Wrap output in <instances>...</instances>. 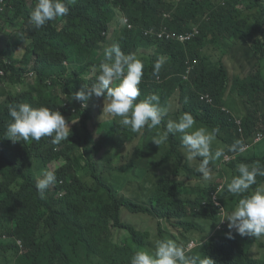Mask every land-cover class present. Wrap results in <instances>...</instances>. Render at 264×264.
Masks as SVG:
<instances>
[{
	"label": "trees",
	"instance_id": "16d2710c",
	"mask_svg": "<svg viewBox=\"0 0 264 264\" xmlns=\"http://www.w3.org/2000/svg\"><path fill=\"white\" fill-rule=\"evenodd\" d=\"M0 1L4 6V10H0L1 29L6 32L19 21L17 40L10 38L6 44L13 51L21 48L19 57H11L14 71L20 76L12 77V83H30L19 98L33 107L66 111L63 94L82 84L91 87L103 61L104 49L119 43L125 54L140 55L145 61L138 100L156 93L161 105L166 107L178 99L181 108L193 115L197 126L219 127L218 137L224 139L237 130V125L221 109L222 94L228 83L233 88L251 85L242 95L244 125L254 120L256 132L264 120V74L261 71L264 56L255 50L252 67L257 66L258 70L232 79L220 66L222 56L228 54L226 51L232 45V36L238 31L255 30L252 25L264 21V9L252 10L257 4L254 0H74L68 4L69 15L49 21L47 30L37 29L29 22L26 11L30 14L34 0ZM165 15L176 20L168 25L169 30L189 31L197 25L201 33L185 45L171 39L154 42L155 34L148 35L145 31L151 28L157 31L167 24L170 16ZM126 17L133 24L131 28L123 21ZM210 43L224 46L219 58L211 55ZM147 48L153 50L149 57L144 53ZM195 58L198 63L193 71L191 60ZM157 59H164L159 77L152 75ZM27 68L35 71L31 81L26 77ZM89 72L91 77L87 80L84 76ZM2 82L0 76V94ZM202 93L214 97V103L201 101ZM9 104L13 103L7 100L0 104V251L6 252L5 257L14 260V264H130L134 252L148 249L150 226L132 220L131 215L146 211L152 182L157 179L151 171H158L173 159L176 169L161 171L160 178L177 177L182 169L188 179H193L197 173L184 162L179 134L170 135L167 144L159 147L149 143L153 136L150 131L140 135L138 145L125 151L123 148L131 144L138 133L120 127L115 119L98 122L95 113L99 108L88 106L89 112L78 109L80 114L73 112L72 115L79 117V125L85 133L86 126L93 131L92 125H98L103 136L98 143L87 140L81 152L76 143L69 142L71 138L59 144H53L50 137L41 138L39 142L13 143L5 135L11 120ZM178 112L170 110L164 123L180 116ZM253 131H245L249 143L253 142ZM234 141L228 140L230 144ZM92 147L104 154L101 162L87 151ZM152 153L155 154L151 156ZM240 155L239 160L246 164L258 161L264 166V142L252 144ZM53 160H63L57 182L64 180L59 187H64L66 194L56 197V191H50L41 199L35 187V172ZM93 184L101 187L104 202L89 197ZM258 187H264V177H257L252 189ZM183 188L189 193L198 191L196 185L183 184ZM170 194L171 187L163 186L157 194L154 191L151 202L156 197L164 204ZM124 208L131 214L124 210L125 220L121 215ZM41 211L47 214L42 220ZM88 220L100 226H91ZM116 225H120L118 243L113 232ZM124 230L130 233V238L123 240ZM65 232L74 235L61 242L54 257L47 260L50 243ZM160 233L163 237L177 238L169 230ZM17 239L23 242V247ZM254 239L241 240L234 252L235 260L227 264H245L246 259L247 264H264V238ZM202 248L197 249L217 260L216 251ZM255 257L258 259H248Z\"/></svg>",
	"mask_w": 264,
	"mask_h": 264
},
{
	"label": "clouds",
	"instance_id": "9594fccd",
	"mask_svg": "<svg viewBox=\"0 0 264 264\" xmlns=\"http://www.w3.org/2000/svg\"><path fill=\"white\" fill-rule=\"evenodd\" d=\"M254 1L257 4L253 7V12L264 9V0ZM73 2L74 0H34L32 6L28 3L30 14L29 11H26V15L35 28L47 30L49 21L69 15L68 4ZM180 9L181 7L179 15ZM0 10H4L1 1ZM165 16H170L167 24L162 25L157 31L153 28L145 31V34L148 35L155 34L154 42L171 39L185 45L186 42L192 41L201 33L197 25L189 31H182L179 28L169 30L168 25L176 20L171 15ZM123 21L128 24L129 28L133 26L127 17ZM18 22L13 28H7L5 32L1 29L3 22L0 19V62H2L0 63V76L3 78L0 104L7 100L13 103L7 105L8 115L11 118L5 132L8 139L13 143L39 142L41 138L50 137L53 144H59L71 138L69 142L76 143L81 152L86 146L87 140L98 143L103 135L98 129L91 131L90 126H86L85 133L79 125L81 120L79 117H74L72 113L80 114L78 109L84 111L88 110V106H92L93 109L99 108L103 117L102 122H113L112 119H115L120 127L138 133V137L155 129L156 132L151 141L159 147L167 144L170 135L179 134L180 152L184 157V162L188 168L197 172L194 178L200 177L204 181V183L181 182L176 179L178 176L153 180L146 211L135 213L142 215L137 220L140 221V224H149L150 226V247L134 252L130 257V264H227L235 260L234 252L241 240L250 241L255 240L254 238H264V187L252 189V186L257 184V177H264V166L258 161L246 164L239 160L240 154L245 153L252 144L264 142V120L256 132L254 120L248 126H245L243 122L245 109L242 95L251 85L233 88L228 83L226 91L222 94L221 109L229 115L232 123L237 125V130L231 131L224 139L218 137L219 127L197 126L193 115L181 107V109L178 108L179 112L177 113L180 116L176 119H167L164 123L170 110H168V106L161 105L160 98L156 93L143 99H137L141 95L140 84L144 75L145 61L134 53L125 54L119 43H113L104 49L103 61L99 65L98 75L91 87L88 84H82L76 90L63 94V106L66 111L59 112L45 106L33 107L29 103L20 101L19 98V95L29 87L30 83L27 84L25 81L24 83H12V77L20 76L14 71L11 57H19L18 53L21 48L13 51L7 48L6 44L10 38L14 41L17 40L19 36ZM249 31H238L234 34L232 45L226 51L228 54L225 53L222 56L220 66L226 70L229 79L240 74L245 76L251 70H258L257 66L252 67V56L255 50L259 55L264 56V30L256 33L252 39L243 40L252 36ZM151 52L153 50L147 48L144 53L149 57ZM222 52H224V46L221 44L220 50L211 55L217 59ZM163 60L157 59L154 63L153 76L159 77ZM197 63V58L191 60L193 71ZM261 71L264 74V64L261 65ZM25 72H27L26 77H30V81L34 79L35 71L33 69L27 68ZM84 77L88 80L91 77L90 72ZM230 96H233L237 102L235 107H230L227 104ZM199 99L211 104L215 101L214 97L208 93H202ZM162 123L163 130H160ZM75 125H78L76 129ZM251 130H254L253 142L249 143L245 137V131ZM96 135H99L98 140H96ZM228 140L236 141L230 144ZM87 151L95 160L102 161L101 157L104 154L97 147H92ZM86 157L87 154H85ZM83 163H86V159ZM62 164L63 160L50 161L44 166L48 167V170L42 171L39 177H35V187L41 199L46 197L50 191H56V197L66 194V189L59 187L64 183V180L60 179L57 182V172L63 166ZM182 171L184 170L182 169ZM183 184L196 185L198 191L189 193L184 190ZM166 185L171 187V194L165 203L158 202L156 197L152 203L154 191L156 190L157 194ZM122 193L125 192L122 191ZM91 195H89L90 198L105 201L102 198L101 187L97 184H93ZM226 208L232 210L224 212ZM124 210L126 213H130L127 208H124L121 215L124 216ZM170 210L173 211V214L170 213ZM46 216L44 211L40 212L41 220ZM88 221L91 226H100ZM199 222H207L208 228L205 236H201L198 242L197 234L201 231ZM209 228L212 231L210 235H208ZM161 230H169L177 238L163 237L160 233ZM113 232L116 237L115 241L118 243L120 225H116ZM72 235L74 234L65 232L52 241L47 260L54 257L58 245L61 242L63 244ZM128 238L130 237H126L124 234L123 240ZM17 243L23 247L21 240L17 239ZM201 247L216 251L217 260L214 256L208 257L207 254H203V250L197 249ZM254 253L258 256L257 251ZM5 254L6 252L0 251V264H14V260L7 259ZM248 259L257 260L258 257ZM247 262L246 259L244 263L247 264Z\"/></svg>",
	"mask_w": 264,
	"mask_h": 264
},
{
	"label": "rangeland",
	"instance_id": "374dc122",
	"mask_svg": "<svg viewBox=\"0 0 264 264\" xmlns=\"http://www.w3.org/2000/svg\"><path fill=\"white\" fill-rule=\"evenodd\" d=\"M253 27L255 28V30H252L250 29L249 33H252V36L250 37H246L245 41L248 40V38L252 39L254 37V35L258 32H260L261 30H264V22H260V23H254L253 24ZM221 48V44H217V45H210V49L213 53H216L217 51H219ZM20 53V52H19ZM19 53H18V56H19ZM138 58L142 59L140 57V55L138 56ZM247 68V67H246ZM104 101V99H103ZM227 104L230 106V107H235L237 102L235 100V98L233 96H230L228 101H227ZM182 105H180L178 103V99L174 102V104L168 106V110H178V108H180ZM100 111L99 112H96L95 113V120H97L98 122H102L103 121V117L100 115ZM180 114H182L180 112ZM93 129H97L98 125H92ZM160 130H163V123L162 125L160 126ZM155 132L156 130H152V133L153 135H155ZM99 139V135H96V140ZM140 143V140H139V137L137 136L135 138V140L129 144L128 146H125L123 148V150L125 151H128L129 149L133 148L134 146L138 145ZM149 143H152V141L150 140ZM155 153H152L151 156H153ZM100 155H101V152H100ZM192 164V163H191ZM193 165V164H192ZM33 166H36V163L33 164ZM176 166H177V163L172 159L170 160L169 162H167L163 168H160L158 171L156 170H152L151 173L157 178L159 179L161 176H162V172L161 171H174L176 169ZM44 170H48V167H39L36 172H35V175H36V178L40 176L41 172L44 171ZM177 180L181 181V182H196V183H204V181H202V179L199 177V178H194L193 180H189L187 179V177L185 176L184 172L182 170L179 171V176L176 178ZM232 209H224V212H227V211H231ZM129 216L131 215L130 213H127ZM223 215V214H222ZM140 214H133L131 215V219L134 220V221H137L139 218H140ZM124 219H125V216H123ZM199 224L201 225V231L197 234V241L199 242L200 241V238L201 236H205L206 232H207V228H208V223L207 222H199ZM125 233V236L126 237H130V233L127 232V231H124ZM212 233V231L208 230V235H210Z\"/></svg>",
	"mask_w": 264,
	"mask_h": 264
}]
</instances>
